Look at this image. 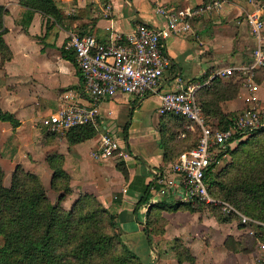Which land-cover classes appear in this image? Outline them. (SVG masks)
<instances>
[{
  "label": "crops",
  "instance_id": "1",
  "mask_svg": "<svg viewBox=\"0 0 264 264\" xmlns=\"http://www.w3.org/2000/svg\"><path fill=\"white\" fill-rule=\"evenodd\" d=\"M210 1L54 0L66 16L58 21L36 10L24 26L27 7L20 0H0L7 9L3 37L11 51L9 59L0 53V106L19 120L15 127L0 120L1 167L13 169L20 163L50 183L52 170L45 157L47 153H60L63 167L70 174L71 191L94 194L117 213L119 220L125 211H133L148 185L147 201L138 209L145 211L153 202L175 200L178 193L172 197L154 190L160 186L157 177L164 179L173 174L169 165L174 154L165 153L160 139L168 135L169 129L181 136L184 126L188 131L190 128L181 127L172 115L159 112V94L175 89L178 78L186 84L217 75L218 86L211 87L216 91L208 93L218 109L208 114L211 120L215 122L222 114L251 105L264 112V67L243 74L217 73L252 60L254 39L246 13L259 7L264 20V0H220L219 7L200 9L189 16L190 29L164 39L166 62L152 90L144 94L119 91L97 101L101 117L93 136L71 143L65 133L42 131L41 120L67 103L88 105L94 100L84 91L75 54L66 44L70 31L91 33L101 41L114 34L125 39L139 23L164 26L167 19L159 12L160 6L186 13ZM249 80L254 85L252 91L247 85ZM102 132H109L118 143V149L106 158L96 155ZM120 162L125 172L119 169Z\"/></svg>",
  "mask_w": 264,
  "mask_h": 264
},
{
  "label": "trees",
  "instance_id": "2",
  "mask_svg": "<svg viewBox=\"0 0 264 264\" xmlns=\"http://www.w3.org/2000/svg\"><path fill=\"white\" fill-rule=\"evenodd\" d=\"M20 2L27 7L28 20L23 23L24 26L36 10L58 21L66 16L54 0ZM6 12L7 9L0 4V53L3 58L9 59L11 51L3 37L6 31L3 16ZM65 56L73 59L70 55ZM217 80V75L212 76L207 83L196 89L195 97L210 123L215 128H224L243 109L236 113L222 114L215 122L211 120L208 114H214L218 109L208 93L216 91V88L212 90L211 87L218 86ZM228 83L231 84L230 81ZM165 114L172 115L181 127L187 125L190 128L188 131L184 126L181 136H178L177 130L169 129L168 135L161 137V146L166 154H174V160L180 151L196 145L197 129L191 120L181 114L172 111ZM0 120L8 121L13 127L19 124L12 112L1 106ZM95 133V127L89 123L71 127L65 134L72 143ZM242 135H235L240 139L234 146L227 145L218 151L216 159L228 153L230 160L217 171H213L216 161L211 162L205 173V183L212 196L228 200L243 213L264 223V126L248 132L243 138ZM45 159L52 170L50 186L59 192L56 202L47 195L40 177L20 163L12 169L9 185H5L4 170L0 165V264H146L117 232V213L106 207L94 194L81 192L69 208L61 204L65 194L71 191L70 174L63 167L62 154L47 153ZM117 165L125 172L121 162ZM148 192L149 185L134 205L133 211L147 201ZM194 201L198 205L212 206L219 221L237 219L240 222L236 215L223 213L217 204L199 200H160L151 203L145 211L143 228L148 238V222L151 221L152 213H158L156 210L159 209L175 211L182 205L193 210L191 203ZM263 223L256 224L257 231L253 233V237L262 242ZM172 249L178 262H194L195 256L178 238L174 240Z\"/></svg>",
  "mask_w": 264,
  "mask_h": 264
},
{
  "label": "built area",
  "instance_id": "3",
  "mask_svg": "<svg viewBox=\"0 0 264 264\" xmlns=\"http://www.w3.org/2000/svg\"><path fill=\"white\" fill-rule=\"evenodd\" d=\"M220 0H212L202 8L193 12H181L160 6L159 12L166 16V24L162 27H152L139 23L126 34L125 39L114 34L107 41L98 40L91 33L80 34L70 31L66 44L72 48L78 65L83 89L93 97L91 104L70 102L44 116L41 124L47 131L64 134L68 129L82 124L98 125L101 117L97 101L113 96L117 92L144 94L152 90L163 73L165 57L162 53L163 41L172 33L190 29L188 19L200 9L219 7ZM246 21L254 39L252 60L248 64L224 67L221 72L226 75L248 73L257 67H264V20L259 7L246 13ZM210 79V77H209ZM203 82L184 83L178 78L175 89L165 90L159 94V112L172 111L191 120L197 129L196 145L178 153L170 163L173 173L166 178L157 177L159 187L157 193L172 196L176 199L199 200L205 203L217 204L223 213H232L241 223L262 224L239 209L231 202L212 196L205 183V173L213 161H218V151L250 131L264 126V112L257 105L245 108L233 117L224 128H215L203 113L195 97V91ZM249 90L254 89L253 82H247ZM118 149L116 139L109 132L100 135L99 148L96 155L101 158L110 157ZM264 224V223H263ZM264 246V245H262Z\"/></svg>",
  "mask_w": 264,
  "mask_h": 264
},
{
  "label": "rangeland",
  "instance_id": "4",
  "mask_svg": "<svg viewBox=\"0 0 264 264\" xmlns=\"http://www.w3.org/2000/svg\"><path fill=\"white\" fill-rule=\"evenodd\" d=\"M42 131L47 132L45 127H42ZM236 143L237 141L232 142L230 147ZM229 160L228 153L222 155L213 171L219 170ZM11 171L9 168L4 170L5 185L10 183ZM41 182L49 198L56 202L59 192L50 186L49 179ZM72 192L66 193L61 200L66 208L71 206L82 191ZM191 205L193 210L182 205L176 211L159 209L156 210L158 213H152L151 221L148 222L149 238L143 228L146 210L125 211L124 217L120 216L121 220L117 215L116 230L121 239L146 264H264L262 241L253 237L255 230L257 231L256 224H242L237 219L230 222L219 221L212 206L198 205L195 201ZM109 209L113 211L112 208ZM176 238L189 248L190 253L196 255L198 261H177L172 249Z\"/></svg>",
  "mask_w": 264,
  "mask_h": 264
}]
</instances>
